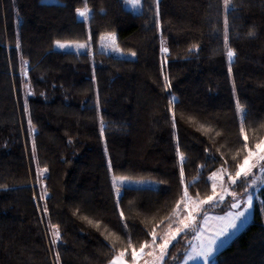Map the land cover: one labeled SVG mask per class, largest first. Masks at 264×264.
<instances>
[{
	"label": "trees",
	"instance_id": "1",
	"mask_svg": "<svg viewBox=\"0 0 264 264\" xmlns=\"http://www.w3.org/2000/svg\"><path fill=\"white\" fill-rule=\"evenodd\" d=\"M229 1L226 45L223 0H159L158 14L157 0L138 11L128 0H0V264H109L125 249L132 262V248L152 244L153 230L161 242L178 221V203L213 195V171L235 175L248 155L237 99L249 148L264 139V0ZM103 34L136 57L98 50ZM89 38L90 52L55 49ZM113 175L159 185L116 193ZM261 196L213 264H264V187ZM230 207L204 206L196 219ZM195 230L162 264H178Z\"/></svg>",
	"mask_w": 264,
	"mask_h": 264
},
{
	"label": "rangeland",
	"instance_id": "2",
	"mask_svg": "<svg viewBox=\"0 0 264 264\" xmlns=\"http://www.w3.org/2000/svg\"><path fill=\"white\" fill-rule=\"evenodd\" d=\"M224 1V0H223ZM129 7L132 8L134 11H138L140 8V3H133V0H128ZM231 6V2L229 1V7L227 11L225 10L224 6V16L225 20L227 19V13ZM88 15V12L86 11V16ZM85 16V17H86ZM226 27V25H225ZM228 28V27H227ZM61 44H64L65 47L61 48L57 45V42L55 43V49L59 51H70V52H77V53H86L90 52L93 49V43L91 39L85 41H59ZM228 43V41H227ZM85 45V48H80V45ZM98 50L112 54L117 57H125V58H135V56H132L131 53L133 52H124L122 51L116 41L114 34H103L100 38V41L98 43ZM26 76V74H25ZM27 89H29L27 85ZM264 140V139H263ZM250 165H256L255 167H251V170L248 171V174L246 176H241L240 178H237V182L241 180L243 177H249L251 176V181L249 182V185L247 186V191L245 194L238 195L236 194L237 190L235 188V184H232L231 179L229 177H235V175H229L228 171L225 167H220L213 171L210 174V179L213 183V186H215V199L208 203H201V201L204 200H196L194 198L187 199V201L181 202L179 204L178 208V221L174 223L167 231L163 232L162 241L159 243H152L150 244L151 248L153 249L152 253L153 256H156V263L154 264H162L164 262L163 259H160V248L158 247L164 240H171V242L174 240L171 237V233L174 232L177 228L183 229V224L180 223L181 220H183L185 223L188 224V228L184 229H194V226L199 224L200 221V228H201V234L200 238L201 242H203L204 246L207 245L208 241L214 237H216V234L219 233L222 229L225 228L226 225H228L230 222L234 221L237 224V228L235 230H229V233L226 237H220L217 241L218 250L225 248L227 244L230 242V240L237 235L240 231H242L249 223L250 221H247V217L244 215L240 220H234L235 215L237 214L236 211H238V208H232L226 211L225 213H207L204 215V219L201 221L196 219L198 214L200 213V210L204 206H217L219 204H223L224 201H226L228 198H231V205L233 203H239L240 207H246L243 212H247V209H249V206L247 204V198L249 195L253 197V203L254 201H257L259 206L262 208V196H261V189L264 187V160L259 159V155L253 156L250 160ZM38 171V178H37V186H38V194L41 197L42 204L44 205V183L42 182V176H44V171L37 169ZM215 173V175H213ZM113 184L115 186V191L118 193L121 186H128V187H158L159 182L153 179H136V178H130L125 176H116L113 175ZM234 194V195H233ZM43 197V198H42ZM223 197V200L220 203H217L220 198ZM206 200V199H205ZM252 209V207H251ZM189 213H191V219L189 218ZM223 218V219H222ZM197 222V223H196ZM48 229L50 234V240L52 243V231L50 223L48 222ZM195 230V232H196ZM182 231V232H183ZM178 236V235H177ZM176 236V237H177ZM175 237V238H176ZM58 240L56 241V243ZM198 242V245L201 243ZM56 243L52 245L56 246ZM170 245V244H169ZM168 245V246H169ZM168 248V247H167ZM167 250V249H166ZM155 252V254H154Z\"/></svg>",
	"mask_w": 264,
	"mask_h": 264
},
{
	"label": "snow or ice",
	"instance_id": "3",
	"mask_svg": "<svg viewBox=\"0 0 264 264\" xmlns=\"http://www.w3.org/2000/svg\"><path fill=\"white\" fill-rule=\"evenodd\" d=\"M133 3H139V0H133ZM158 3L159 0H157V14H158ZM224 6H225V10L227 11L228 7H229V0H224ZM78 13V17H85L86 16V11L85 10H81V9H77L76 10ZM225 33H224V39H225V44L227 45V41H228V31H227V19L225 20ZM57 45L61 48L65 47L64 44H61L59 41H57ZM80 48H85V45H80ZM195 47V46H194ZM163 51H167V49H163ZM132 56H135V53H131ZM234 52L228 48L227 51V57L229 59V61L231 62L233 56H234ZM229 74H231V66H229ZM234 91H235V86H234ZM175 100V98L173 97L172 100L169 101L170 104L173 103V101ZM236 108L237 111L241 113L242 115V123H241V127H240V133L244 138V145H243V149L247 150L248 155L244 157L243 162L241 164L237 165V171L235 173V177H229L231 179L232 184H235L237 182V178H240L241 176H246L248 174V171L251 170V167H255L256 165H250V160L253 156H257L259 155V159L260 160H264V140H260L259 142H256L254 144V149L249 148L248 146V136L245 133V128H244V124H243V120H246L247 117V111L245 109L242 108V106L240 105L239 100L237 99L236 102ZM103 130H104V125L103 123L101 124V134L103 135ZM207 151V149L205 150ZM239 153H237L238 155ZM184 157L181 155L180 156V160L183 161ZM233 159H235V156H233ZM44 171H47V169H45ZM215 175V173L213 174ZM181 177L183 178V169H181ZM183 182V179H182ZM262 183H264V181H262ZM215 186H213V195H210L207 197L206 200L201 201V203H208L211 202L215 199ZM234 195V194H233ZM184 198L187 199L188 198V192H187V188H185L184 194H183ZM43 198V197H42ZM223 200V197L220 198V200L217 201V203H220ZM252 200L253 197L251 195L248 196L247 198V204L249 207L252 206ZM239 203H233L231 205L232 208H239ZM177 207L179 208V203L177 205ZM44 211L47 212V208H44ZM121 218H123V213L121 212ZM245 212L241 211L238 212L235 217L234 220H240L242 217H244ZM189 218L191 219V213H189ZM86 219V218H85ZM223 219V218H222ZM89 223H92V221H89ZM181 224H183V229L182 228H177L174 232L171 233V237L172 239H175V237L177 235H179L184 229L188 228V224L185 223L183 220L180 221ZM127 225H124V228L127 229ZM51 228L53 229L52 231V243L55 244L57 240H59L60 238V233L58 231V226L57 225H51ZM237 228V224L232 221L230 222L228 225L225 226L224 229H222L219 233L216 234V237L210 239L207 243L206 246H201L200 247V251L196 252V256L200 257L203 259L204 264H208V258L213 254L216 246H217V241L220 237H226L229 233V230H235ZM110 235H113L110 233ZM156 232L155 230L152 231L151 236L153 238L152 243H155L156 240ZM118 239V237H117ZM171 243V240H164L158 247L160 248L161 252H160V259H163L164 255L166 254V249L168 247V245ZM151 245H149V243L147 241H145L144 244H142L140 246L139 252L143 253L144 249L146 247H150ZM129 247H132L131 245V240H129ZM127 251V249H125L124 251L120 252L118 256H115L111 261L110 264H118V261L121 262V264H128L127 261H123V256L125 254V252ZM138 253L137 250L135 248H132V253H131V260H132V264H137L138 261ZM148 255H152L151 252L148 253ZM187 256H189V258H195L192 256L191 253H187ZM185 264H187V261H185Z\"/></svg>",
	"mask_w": 264,
	"mask_h": 264
},
{
	"label": "crops",
	"instance_id": "4",
	"mask_svg": "<svg viewBox=\"0 0 264 264\" xmlns=\"http://www.w3.org/2000/svg\"><path fill=\"white\" fill-rule=\"evenodd\" d=\"M251 207H252V209H251ZM251 207H249V209H247V212L245 213V216L247 217V221H250L253 218L255 201H254V203L252 201ZM245 208L246 207H244V208L240 207V208H238V211H236V212L238 213V212L244 211ZM229 209H231V207ZM225 212H223V213H225ZM207 213L209 214V213H217V212H207ZM203 219H204V216L202 217L201 221ZM199 224H200V222H199ZM199 224L197 225L198 228H197V230H196V232H195V234H194V236L190 242V246L188 247L187 251L185 252L183 258L178 262V264H185V261H187V264H204L203 259L196 256V252H199L200 247L204 246V244H203V242H201L200 238L198 239V237H200V234H201V228H200ZM198 242H201V243L198 245ZM149 248H151V247H146L144 249L143 253H140L139 251L137 252L139 254L137 264H154V263H156L155 262L156 256H153V253H152L153 249L151 250ZM218 251H219L218 248H215L213 254L208 258V264H213L215 262V257H216V254L218 253ZM149 252H151L152 255H148ZM187 253H191L192 256L195 258H189V256L186 255ZM154 254H155V252H154ZM116 256H118V255H116ZM123 261H127V260L123 257ZM127 262H128V264H132V262H129V261H127ZM118 264H121V262L118 261Z\"/></svg>",
	"mask_w": 264,
	"mask_h": 264
}]
</instances>
